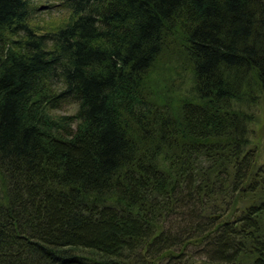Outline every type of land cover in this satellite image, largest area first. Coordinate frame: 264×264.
<instances>
[{"label": "trees", "instance_id": "16d2710c", "mask_svg": "<svg viewBox=\"0 0 264 264\" xmlns=\"http://www.w3.org/2000/svg\"><path fill=\"white\" fill-rule=\"evenodd\" d=\"M33 1L0 0V264H264V0H65L42 33Z\"/></svg>", "mask_w": 264, "mask_h": 264}, {"label": "rangeland", "instance_id": "374dc122", "mask_svg": "<svg viewBox=\"0 0 264 264\" xmlns=\"http://www.w3.org/2000/svg\"><path fill=\"white\" fill-rule=\"evenodd\" d=\"M33 2L38 9L36 13L30 17L29 23L40 33L46 31L49 27V29H53L57 27V25L62 24L67 20L70 14V10L65 8V0H34ZM74 109L75 105L65 104L61 109L54 110V114L64 115L72 113ZM251 112L252 119L247 124V147L254 151V166L257 167L264 161V99L258 101V103L252 107ZM243 203H247L246 200L240 202V204ZM198 261L199 260L196 259V264Z\"/></svg>", "mask_w": 264, "mask_h": 264}]
</instances>
